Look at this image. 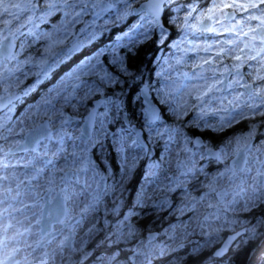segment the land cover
<instances>
[{
  "label": "clouds",
  "instance_id": "obj_1",
  "mask_svg": "<svg viewBox=\"0 0 264 264\" xmlns=\"http://www.w3.org/2000/svg\"><path fill=\"white\" fill-rule=\"evenodd\" d=\"M165 7L136 123L88 107L116 80L89 63L17 112L102 14L141 17L131 49ZM0 264H264V0H0Z\"/></svg>",
  "mask_w": 264,
  "mask_h": 264
},
{
  "label": "flooded vegetation",
  "instance_id": "obj_2",
  "mask_svg": "<svg viewBox=\"0 0 264 264\" xmlns=\"http://www.w3.org/2000/svg\"><path fill=\"white\" fill-rule=\"evenodd\" d=\"M173 10L171 7H165L160 15V20L164 28L168 29V34L165 38L164 44L158 43V41L161 39L159 32H153L149 39L145 40L143 37H140V40L137 42L140 44V55L146 56L147 62H148V72L146 75L139 76L134 73V68L128 61V55L125 53V56L120 51L123 50L121 48L122 43H128L127 39H125L124 42L119 44L117 49L115 50V54L119 57L123 58V67L127 70L128 73H133L135 77V86L132 89L129 88L130 80L128 78L129 75H127L125 72L121 70V68H116V64H118L116 61L112 62V60L109 59L110 54L113 53V47L111 45H115L118 43L117 41V31H126L127 34H132L135 27L139 26L141 17L133 14L128 13L127 15H123L122 18L117 19L115 17V14L113 13L110 15L108 12L101 15L100 18H98V21L94 23V26L97 27L98 34L95 36L93 41L89 43L88 45L85 42L86 36L82 35L80 37L79 47L76 49V51L68 58L64 59L62 63H60L58 66L52 69V71L49 73V77L47 79H44L42 83L37 87V89L31 93L24 101L23 104H21L17 112L23 111L24 107L28 103H34L41 93L50 85L56 83L62 76H64L66 73L71 72L73 69L76 68L80 63L84 62L86 54H94L95 57H99L109 66L115 73L120 74L121 77L118 75L117 81L113 83V86L110 84H107L106 89L103 91V94L97 93L95 96L92 97L91 100L88 102V107L91 109L94 104V99H100V100H109L112 101V108H113V114L116 115L118 112V119L115 123L109 125V131L115 132L118 127L124 122V118L128 117L132 120L133 123L137 122L138 117V111L141 106V104L144 103L143 96H144V89L145 85L147 84H155L156 82V76L155 72L157 71V65L160 62V57L166 55L167 51H170V44L173 39L177 38L176 30L174 26L170 25L168 23V20L171 15H173ZM108 16L113 17L114 24H111V28L106 32V36H102L100 33L101 29V20L102 18H106ZM59 19V15L54 17L51 22L55 23ZM91 19V17H89ZM80 27L79 25L77 26ZM92 28V27H90ZM115 39V40H113ZM104 49V50H103ZM110 49V50H109ZM108 52V53H107ZM137 70V69H136ZM132 74V75H133ZM137 75V76H136ZM123 82H118L119 79H123ZM33 82V81H30ZM119 89H114V86L120 87ZM128 90V91H127ZM149 98H153V94L149 92ZM155 103H157L158 107H162L159 105L158 100H154ZM117 105H120L119 108H117ZM101 111H103V108H101ZM193 133V136L195 137L198 135L197 130H191ZM146 135V133H145ZM154 153L159 155L160 152H162V148L156 149L155 147L152 149ZM94 152V160H96L97 163L103 165L105 158L107 155L111 154L112 160L110 161L114 167L118 168V165L115 161V150L111 147V141H105V146L103 148L96 147L93 149ZM147 167V164H143L141 167H139L133 176V179L129 185L130 189L132 190V194H135V191L139 190V185L142 183L144 178L145 169Z\"/></svg>",
  "mask_w": 264,
  "mask_h": 264
},
{
  "label": "rangeland",
  "instance_id": "obj_3",
  "mask_svg": "<svg viewBox=\"0 0 264 264\" xmlns=\"http://www.w3.org/2000/svg\"><path fill=\"white\" fill-rule=\"evenodd\" d=\"M97 21H98V19H96L94 21V23H96ZM114 22H113V17L112 16H108L106 18H102V20H101V24H102L101 26L102 27L100 29V33L102 34V36H106L105 35L106 32L111 28V24H114ZM88 31H89V35H87L86 38H85V42H86L87 45L89 43H91L93 41V39L95 38V36H97V34H98L97 27H95V26H93L92 28H89ZM116 33H117L116 37H117L118 43H116L115 45H111V47H113V53L110 54V57H109V59L112 60V62L116 61L117 55L114 53L115 50L117 49L116 46H118L119 44H121L122 42L125 41L124 37L127 34L126 31H117ZM113 40H115V39H113ZM126 45H128V43L127 44L126 43H122L121 44V48H123V50L120 51L119 54L122 52L124 56H125V53L128 55V61H129V63L131 65L133 63L132 67L134 68V73L135 74H137L139 76L146 75L147 72H148V66H147L148 65V62H147L148 58L146 56H144V55L139 56L140 55V51H141L140 50V44L136 43L135 47H133L131 49H129ZM94 56H95L94 54H86L84 62H82V63H89L91 65H99L100 67H98L96 69L97 72H99L101 75L109 74V75H111V76L116 78L115 81H117L118 75H119V77L122 78V76H120V74L115 73L109 66H107V64L104 62V60H102L99 57H95L94 58ZM82 63H80V64H82ZM118 67L121 68V70H122V68L124 69L123 65L116 64V68H118ZM47 78L48 77H46L45 79H47ZM92 78H94V77H92ZM92 78H90V79H92ZM128 78L130 80V84H129V88L128 89H132L135 86L134 74L131 75V76H128ZM123 80H124V78L122 80L119 79L118 82H120V84H121V82H123ZM114 82L107 83V84H110V85L113 86ZM107 84H105L104 90L106 89ZM51 86L52 85H50L49 87H51ZM49 87H47V88H49ZM47 88L44 91H46ZM119 88H121V85H120V87L114 86V89H119Z\"/></svg>",
  "mask_w": 264,
  "mask_h": 264
},
{
  "label": "water",
  "instance_id": "obj_4",
  "mask_svg": "<svg viewBox=\"0 0 264 264\" xmlns=\"http://www.w3.org/2000/svg\"><path fill=\"white\" fill-rule=\"evenodd\" d=\"M99 100H100V99H94V100H93V104H94V106H93V107H95V106H96V101H99ZM93 107H92V108H93Z\"/></svg>",
  "mask_w": 264,
  "mask_h": 264
}]
</instances>
